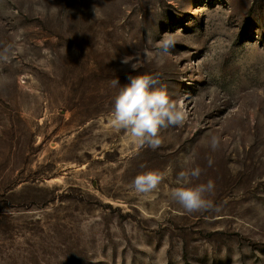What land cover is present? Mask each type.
I'll use <instances>...</instances> for the list:
<instances>
[{"label": "rangeland", "instance_id": "1", "mask_svg": "<svg viewBox=\"0 0 264 264\" xmlns=\"http://www.w3.org/2000/svg\"><path fill=\"white\" fill-rule=\"evenodd\" d=\"M5 49L0 264H264V0H0ZM143 74L189 114L156 148L109 123ZM197 166L214 210L188 214ZM150 170L155 198L130 187Z\"/></svg>", "mask_w": 264, "mask_h": 264}, {"label": "clouds", "instance_id": "2", "mask_svg": "<svg viewBox=\"0 0 264 264\" xmlns=\"http://www.w3.org/2000/svg\"><path fill=\"white\" fill-rule=\"evenodd\" d=\"M156 44L154 57L162 62L160 58L170 55L175 47V36L173 33H165ZM7 51L5 49L4 54H0V59H8ZM127 79L129 82L120 88L114 98L109 123L117 131L127 132L140 145L156 148L162 143L161 129L183 126L189 114L182 100H173L165 88L156 87L159 84L157 77L143 74L128 76ZM113 84L119 85L118 79H114ZM218 147L219 141L213 137L211 148L216 150ZM202 171L197 166L190 171L180 172L176 182L182 186L170 190L171 199L179 204L185 213L214 210L213 201L208 198L214 193V181L187 186L192 184L194 179H199ZM164 180V172L150 170L138 174L130 187L141 195H153L155 198L154 194Z\"/></svg>", "mask_w": 264, "mask_h": 264}]
</instances>
